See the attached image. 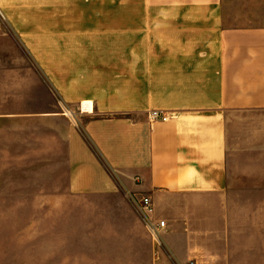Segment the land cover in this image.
Wrapping results in <instances>:
<instances>
[{
    "label": "crops",
    "instance_id": "0c3cea01",
    "mask_svg": "<svg viewBox=\"0 0 264 264\" xmlns=\"http://www.w3.org/2000/svg\"><path fill=\"white\" fill-rule=\"evenodd\" d=\"M0 12V264H264V0Z\"/></svg>",
    "mask_w": 264,
    "mask_h": 264
},
{
    "label": "built area",
    "instance_id": "2783aa9c",
    "mask_svg": "<svg viewBox=\"0 0 264 264\" xmlns=\"http://www.w3.org/2000/svg\"><path fill=\"white\" fill-rule=\"evenodd\" d=\"M149 116L153 121H167L169 119L167 112L164 110H153L150 112ZM141 208L148 218V227L151 233L155 238H157V240H159L167 226L166 220L160 219L155 222L152 220V216L155 212V206L150 196H144L141 199Z\"/></svg>",
    "mask_w": 264,
    "mask_h": 264
},
{
    "label": "rangeland",
    "instance_id": "374dc122",
    "mask_svg": "<svg viewBox=\"0 0 264 264\" xmlns=\"http://www.w3.org/2000/svg\"><path fill=\"white\" fill-rule=\"evenodd\" d=\"M0 15L2 16V13L0 12ZM0 27L2 29H7L4 24H2L0 20ZM9 27V26H8ZM47 43L50 44V38H45ZM82 42V41H81ZM80 42V43H81ZM49 44H46L45 48ZM44 55L50 56V52H44ZM2 57L6 60H29L30 54L23 48L22 44L20 43L19 39L17 37L8 35V36H0V58Z\"/></svg>",
    "mask_w": 264,
    "mask_h": 264
},
{
    "label": "bare ground",
    "instance_id": "6f19581e",
    "mask_svg": "<svg viewBox=\"0 0 264 264\" xmlns=\"http://www.w3.org/2000/svg\"><path fill=\"white\" fill-rule=\"evenodd\" d=\"M84 107H85V108H87V107H89V105H88V104H85V106H84ZM84 107H83V108H84Z\"/></svg>",
    "mask_w": 264,
    "mask_h": 264
}]
</instances>
